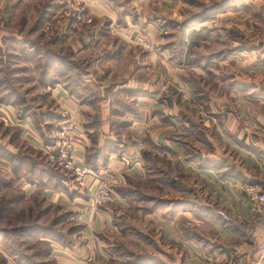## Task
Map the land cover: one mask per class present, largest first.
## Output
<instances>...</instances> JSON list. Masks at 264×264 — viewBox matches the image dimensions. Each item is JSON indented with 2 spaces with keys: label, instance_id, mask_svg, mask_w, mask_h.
<instances>
[{
  "label": "crops",
  "instance_id": "crops-1",
  "mask_svg": "<svg viewBox=\"0 0 264 264\" xmlns=\"http://www.w3.org/2000/svg\"><path fill=\"white\" fill-rule=\"evenodd\" d=\"M133 1L144 20L126 18L127 23L116 24L115 12L99 4L92 9L98 16L109 18L112 28L116 25L117 41L105 44L99 40L98 51L107 52L91 64L116 72L112 62L120 54L119 48H129L128 65L117 77L123 81L107 86L105 75L98 69L97 79L92 80L89 75L96 72L92 70L87 74L88 84L80 80V92L68 78L62 81L69 83L58 80L53 90L61 108L57 117L42 112L15 125L22 132L29 130L25 136L33 148L46 155L43 149L51 145L48 128L73 119L77 124L76 165L90 167L95 175H87L84 187L78 183L64 188L39 186L26 179L19 183L15 179L14 186L24 189L27 196L40 195L69 207L70 220L77 223L79 232L72 233V242L66 247L52 245L54 264H105L111 258L107 245L115 232L114 215L132 205L127 195L131 190L129 178L147 176V157L156 153L158 159L177 166V175L198 176L201 195H208L210 201L200 203L189 198L174 212L172 206L177 207V201L170 210L157 211L156 215L165 213L157 230L171 244L165 248L162 241L159 252L147 261L264 264V216L253 213L245 193L246 186L264 190V55L255 50L230 51L223 43L219 49L206 52L207 44L214 42L211 28L205 25L192 31L182 29L188 42L179 55H174V49L158 35L157 24L149 19L154 15L145 13L159 8L160 2ZM142 32L155 50H136L125 40ZM101 34L104 31L99 37ZM93 43L84 46L89 51L94 49ZM71 47L80 53L78 44ZM3 164L11 169L9 163ZM102 180L110 182L115 199L96 206L92 196ZM190 186L186 185V191H191Z\"/></svg>",
  "mask_w": 264,
  "mask_h": 264
},
{
  "label": "rangeland",
  "instance_id": "rangeland-1",
  "mask_svg": "<svg viewBox=\"0 0 264 264\" xmlns=\"http://www.w3.org/2000/svg\"><path fill=\"white\" fill-rule=\"evenodd\" d=\"M98 1H102L103 4ZM156 2H160L159 8L152 12H143L154 15L149 19L157 24L158 35L164 38L163 43H167L169 48L174 49V55H179L188 42L187 36L183 35L182 26L190 19L194 20L188 28H185V31L186 29L192 31L195 27L201 29L202 25L212 30L211 37L214 43L207 44L206 52L219 49L223 43L231 48L230 51L255 50L259 55H264V0H156ZM98 4L117 14L116 24L127 23L126 18L136 21L139 18L144 20L137 3L135 4L133 0H0V82L6 79L0 85V98L4 100L0 101V115L5 113L9 115L8 123L0 118V146L9 145L8 148L12 153L20 154L26 158L25 160H29L26 162L24 174L22 173L19 179L11 174L12 163L7 162L11 167L7 170L8 166L0 160V237H4L0 240V264L55 263L52 259V245L57 242L51 237L40 235L41 233L37 234L34 227L49 228L58 232L61 240L67 243H63L65 247L72 242L73 236L70 231L73 230L74 234L79 232L77 223L70 220L69 207L52 203L40 195L27 196L24 189L14 186L15 179L18 182L20 179H26L28 175L38 179L42 171L50 170L63 175L67 186H75L77 183L73 173L53 166L44 153L33 148L26 137L29 130L22 132L15 125L23 124L20 114L27 107L34 108L33 111L36 110L38 113L44 112L51 115L57 114V111L61 109L57 99L53 97L54 88L48 85L50 78H56L63 83L71 82L74 89L78 87L80 92L83 89L80 80L83 79L85 85L88 84L89 76L92 80L94 78L96 80L99 75L98 70L105 75L107 86L123 81L117 77L123 74L128 65L131 52L129 48L123 46L119 48L120 54L112 62L116 72H112L108 66L99 69L91 64L93 59L107 52L98 51L99 40L109 44L117 39L115 38L117 33L113 30L116 25L112 28L109 18H102L92 11L98 8ZM220 5H224L226 9L222 13L215 14ZM206 13H210L209 17ZM204 14L208 18L198 21L197 17ZM208 28L202 29L208 33ZM101 31H104V34L99 37ZM137 36H146V33H138L125 40L128 39L136 50L140 48L142 51L144 49L149 52V49L134 44L133 39ZM12 39L19 40V43L11 42ZM88 42H94L91 47L94 49L87 50L84 45ZM72 44L76 47L78 44L79 54L71 47ZM234 45L236 47H233ZM201 48L203 49V45ZM37 50L40 54L39 58L33 57V61H27L26 57L30 51ZM51 53L66 57L76 64L69 69L67 79L69 82L62 81L50 65L46 68L49 73L43 76V71L49 62L46 58ZM170 58L171 55H169V61L172 60ZM261 63L264 65V56ZM92 70L96 72L88 76V72ZM150 71L153 72V70ZM107 73L110 74L108 78ZM43 77H46L45 82L42 80ZM12 90L16 91L20 99L24 101L14 102L17 99L10 94ZM37 117L40 121L41 118ZM56 125L55 123L52 128L51 126L48 128L50 134ZM147 163V176L129 178L132 180L131 184H128L131 190L127 195L131 196L132 205L120 209L114 215L115 232L110 235L107 245L111 258L105 264H156L154 258H152L153 261L147 260H151L150 256H155L159 252L162 241L165 248H169L171 244L157 230L161 226V215L165 213L156 215V212L170 210L171 204L177 201L175 204L177 207L172 206L174 212L189 198L200 203L203 199L210 201L208 195H201L199 183L202 182L198 176L177 175L175 173L177 166L173 167L170 162L158 159L156 153L147 157ZM33 164L36 173L31 175ZM5 167L6 169H3ZM175 176L177 180L173 183ZM194 183L196 186L192 187ZM187 184L191 185V191H186ZM250 188L264 193L263 188L259 186H246L245 193L248 199ZM212 200L215 198L212 197ZM113 202L114 200L109 203ZM166 214L170 215L169 212ZM255 215L264 216L262 213ZM57 247L60 248L62 245L57 243Z\"/></svg>",
  "mask_w": 264,
  "mask_h": 264
},
{
  "label": "built area",
  "instance_id": "built-area-1",
  "mask_svg": "<svg viewBox=\"0 0 264 264\" xmlns=\"http://www.w3.org/2000/svg\"><path fill=\"white\" fill-rule=\"evenodd\" d=\"M92 21L89 19V23ZM135 45L154 50V46L147 36H137L133 39ZM0 118L5 122H9L7 113L0 115ZM77 131L76 121L73 119L63 120L58 122L51 133V145L44 148L48 162L53 166L71 172L76 176V182L80 186L87 185V175H95L93 170L88 167H78L75 162V135ZM249 190V199L252 211L264 214V193L254 188ZM114 191L111 188L110 182L102 180L98 188L92 196V203L96 206L105 205L114 200Z\"/></svg>",
  "mask_w": 264,
  "mask_h": 264
},
{
  "label": "trees",
  "instance_id": "trees-1",
  "mask_svg": "<svg viewBox=\"0 0 264 264\" xmlns=\"http://www.w3.org/2000/svg\"><path fill=\"white\" fill-rule=\"evenodd\" d=\"M227 3V2H226ZM218 9V10H217ZM217 12L216 13H222L226 8L224 7V5H220L217 7ZM207 16L209 17L210 13H206ZM206 14H204L203 16H200V17H197L199 18L198 21L200 20H205L207 19L208 17H206ZM194 19H190L189 21H186L185 24L182 26L183 29L185 30V28H188L190 26V24L193 22ZM193 26V25H191ZM183 32V35H185V32ZM11 42L13 43H19V40L17 39H12ZM180 43L182 42L181 40L179 41ZM177 42V43H179ZM39 51H30V54L27 55L26 59L27 61H33L34 58H39L40 54H38ZM38 56V57H37ZM48 58H46L49 62H47L46 64V67H45V70L43 71V76L44 75H47L49 72L46 68H49L48 66L50 65L54 70H56L57 72V75L60 76L62 79H67L68 78V72H69V69L71 68V66H76L75 63H73L72 60H69L67 59L66 57H63L60 55H56L54 53H51V54H48L47 56ZM9 74V73H8ZM6 80V79H5ZM4 79H2V82L5 81ZM16 80V79H15ZM43 82L46 81V77H43ZM2 82H0V85L2 84ZM58 84V80L56 78H50V80H48V85L49 86H52V88H55V86ZM12 96H14L17 100L14 101L16 103H19V102H23L24 100L20 99V95L15 92H13V90L11 91ZM9 97H11V95H8ZM0 101H4L3 99L0 98ZM6 102V100H5ZM34 108H28L27 109H24L22 114H20L21 116V119H25L26 117H31V116H34V115H39L41 116L42 113H37V111H33ZM48 116L50 115V117L52 118H55L57 117V114H49L47 113ZM7 147H1L0 146V160H2L3 162H9V163H12V173L14 174V176L16 177V179L18 178H21V174L24 172V169H25V165L27 164L26 162L29 161L28 159L25 160L26 158L23 157L22 155L20 154H16L15 153H12L11 150H9L8 146L9 145H6ZM47 157V156H45ZM25 158V159H24ZM36 173V169H35V165L33 164V169L31 171V175H34ZM24 174V173H23ZM26 179L30 182V183H35L39 186H55V187H66L67 185H65L64 183V180H65V177L53 170H50V171H42L41 174L38 176V179H35L34 177H29L26 176ZM34 229L36 230V233L37 234H40V235H43L44 237H51L54 239L55 242H57L58 244L64 246V244L66 242H64L63 240H61L62 238H60L59 236V233L53 231L52 229H49V228H36L34 227ZM1 231V230H0ZM51 232H53L52 234H50ZM73 230L70 231V233L72 234ZM56 233V234H54ZM4 239V237H0V240ZM64 243V244H63ZM69 243V242H68ZM67 244V243H66ZM71 244V243H70ZM50 253V252H49ZM47 255V254H46ZM18 261L20 262V258H18Z\"/></svg>",
  "mask_w": 264,
  "mask_h": 264
}]
</instances>
